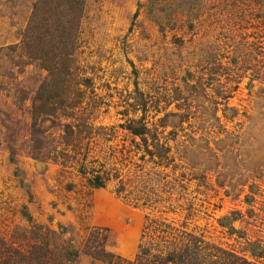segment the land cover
Listing matches in <instances>:
<instances>
[{"label": "rangeland", "instance_id": "374dc122", "mask_svg": "<svg viewBox=\"0 0 264 264\" xmlns=\"http://www.w3.org/2000/svg\"><path fill=\"white\" fill-rule=\"evenodd\" d=\"M2 242L264 264V0H0Z\"/></svg>", "mask_w": 264, "mask_h": 264}, {"label": "trees", "instance_id": "16d2710c", "mask_svg": "<svg viewBox=\"0 0 264 264\" xmlns=\"http://www.w3.org/2000/svg\"><path fill=\"white\" fill-rule=\"evenodd\" d=\"M42 3H49V2H42ZM33 33V34H32ZM31 34V35H30ZM48 34V33H47ZM47 34H43V35H37L36 33L34 34L33 31H31V29L29 28L27 30V32L25 33L24 36V42L29 43L30 41H32L33 39H37L35 37H38V42L40 43V45L42 44V41H45L46 38L48 37ZM31 37V40H30ZM29 40V42H28ZM51 42V41H50ZM48 43V42H47ZM51 47V46H50ZM49 47V51L48 52H54L55 49L57 50V48H50ZM31 48H33L34 50H36V47L31 46ZM43 51L42 53H46L45 50H47V47L45 48H41ZM43 67L49 71L51 74H54V72H62L63 71V67L64 65L60 62H56V61H51L48 63H44ZM65 71V70H64ZM38 112L35 108V113ZM38 116H35V121H38ZM38 123V122H37ZM37 123H35V126L37 125ZM135 133L137 134H143L144 132H142V130H138V129H132ZM93 185L95 188H102L104 187V182L100 179V178H96L93 180ZM26 255V254H25ZM24 254H22L18 249H13L11 246L7 245L6 243L2 242L0 244V257L2 256L3 258H0V264H24ZM45 254L43 255L44 258ZM42 254L40 253L39 256L37 257V259H39V261L41 260ZM172 260L171 256L167 257V258H160V257H155L153 260H147L145 258L139 257L137 264H168L170 261ZM45 260H42V264H45ZM246 264V263H244Z\"/></svg>", "mask_w": 264, "mask_h": 264}]
</instances>
